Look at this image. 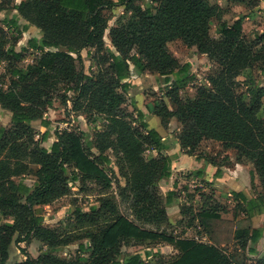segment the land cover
Masks as SVG:
<instances>
[{"label":"trees","instance_id":"1","mask_svg":"<svg viewBox=\"0 0 264 264\" xmlns=\"http://www.w3.org/2000/svg\"><path fill=\"white\" fill-rule=\"evenodd\" d=\"M12 1L3 0L0 12ZM120 6L124 7L122 21L109 32L114 51L105 44L109 21L104 12ZM13 8L21 19L40 29L43 38L28 42L41 57L23 71L18 65L26 59L27 50L17 51L19 37L10 41L0 25V64H7L13 78L7 90L0 87V106L12 114V129L0 125V215L4 221L0 224V264H8L15 237L16 245L37 240L49 251L38 258L28 254L14 264H150L148 255L124 254L123 247L162 244L177 254L158 264H264V256L251 263L247 256L248 251L255 252L249 245H256L260 237L259 231L252 230L251 218L264 213V196L254 201L234 193L248 215L239 221L203 208L196 216L208 239L202 242L147 230L121 215L110 193L113 178L106 171L112 164L107 153L112 152L137 205L150 215L155 213L158 222H169L166 209L173 206L174 193H168L164 202L155 185L171 177L174 158L165 154L168 146L136 104L137 116L123 109L134 68L139 74L177 75V87L168 94L177 109L167 114L169 120L175 118L184 125L178 141L186 154L200 158L196 150L201 143H220L223 150L236 153L237 161L251 162L252 187L257 176L264 192V119L259 116L264 87L250 89L248 102L237 91V79L245 71L257 64L264 67V32L256 47L245 34L244 21L250 14L229 25L223 21L224 10L210 0H25ZM213 21L218 23V40L211 36ZM178 40L218 66L208 78L209 86L200 87L194 99L180 96L193 78H188L191 66H181L169 50V44ZM85 50L96 73L85 72ZM61 85L67 87L65 93L75 94L74 99L63 95V106L70 101L76 111L84 107L103 117L105 128L96 133L98 155L87 150L81 135L69 131H56L51 150L33 146L32 124L49 125L43 117ZM47 138L43 134L42 141ZM150 149L157 152V158L144 157ZM28 159L39 166L31 187L15 181L27 174L29 168L22 160ZM70 182H80L82 193L90 192L93 183L101 195L99 208H92L90 214L79 212L76 218L79 229L85 231L78 239L89 240L78 245L79 253L89 251V256L72 260L60 258L56 251L77 239L44 226L38 214L39 208L69 196Z\"/></svg>","mask_w":264,"mask_h":264},{"label":"rangeland","instance_id":"2","mask_svg":"<svg viewBox=\"0 0 264 264\" xmlns=\"http://www.w3.org/2000/svg\"><path fill=\"white\" fill-rule=\"evenodd\" d=\"M2 1L3 0H0V3ZM14 1L15 0H13L7 7H13ZM250 2L253 6L251 9L254 11L252 14L249 13L250 19H245L244 30L248 41L254 47H256L260 46L258 36L264 32V0H251ZM123 12L124 8L121 6L104 12V16L109 21V27L105 33V44L107 48L113 49L114 51L116 50L111 43L109 32L112 28L117 26L119 20L122 21ZM2 20H4L3 15L0 14V21ZM5 32H7L6 35L10 41H13L17 38V30L7 28ZM217 32L218 23L217 21H213L211 25V36L215 39L218 38ZM22 46L23 45L21 44L18 45V51L23 49L21 48ZM257 49H260V47ZM169 50L179 60L181 66L186 64L191 66L188 78L192 76L193 79L189 81L180 91V96L183 100L194 99L197 96V91L200 87L209 86L208 78L212 73L218 70L217 64L211 62L207 56L200 55L196 48H187L180 40L170 43ZM25 54L26 60L20 63L18 66L23 71L31 69L32 66L35 65V61L40 58L39 55L31 49H28ZM87 54V50L83 51L82 53L85 72L87 74L96 73L97 69ZM135 74L140 75L136 71H133V74L129 80L132 88L125 96L126 105L123 106V109L129 114L137 116L134 105L136 104V107L139 110H141L140 107L142 105V108L146 109L145 111L150 113H145L148 115H145V121L151 128L156 126L152 115L159 118L161 124L157 125L159 126L160 132H162L163 141L168 146V150L165 154L173 155L175 145L179 143L178 137L184 127V125L175 118L169 120L167 114V112H174L177 109V107L168 98L169 92L177 87V75L173 74L168 77H163L156 73H145L146 76L137 78ZM12 80L13 78L10 75L7 64H0V87L4 90H7L11 85ZM260 87H264V67L262 64H257L253 69L245 71L237 79V91L247 102L249 101L250 97L249 90ZM66 88L67 87L65 85H61L59 87V91H57V93H55L53 96L52 108L48 109L44 114L43 120L48 122L49 125L47 127L44 126L42 121H36L32 124L34 132L33 146L40 145L47 148L48 150H51L53 143L56 141V131H69L81 135L84 139L87 150L93 155H98V150L95 147L96 133L105 128L104 119L96 113H88L84 107L76 111L70 101L67 106H63L60 98L67 94L65 93ZM153 93L155 95H151ZM67 95L71 99L75 98V94L73 93L68 92ZM138 98L141 105L139 101H136ZM259 116L260 118L264 119V98L262 110ZM11 117L12 114L9 111L2 109L0 106V125L5 127L7 130L12 129ZM172 121H174L173 125L171 124ZM45 133L48 134V138L43 142L42 138L43 134ZM197 152L202 155H206L209 161L214 163H217L218 160L221 161L222 154H224L222 145L213 141H204L201 143L196 150V153ZM233 153L236 154L234 151ZM107 156H109L112 160V164L106 166V171L113 178L114 182L110 193L117 202L120 214L129 218L144 229L162 231L172 234L176 237L197 240L204 239V241L208 242L203 227L196 219L197 214L203 208H205V210H216L221 214V216L230 214L232 216L236 215V217L243 218V212L237 203L229 202L231 199L227 198V200H223L224 203L221 205L213 198V190L211 188H205L206 185L204 183L193 181L192 176H186L185 179H188L186 185H181V189H178L177 192L174 193L173 206L167 207L169 208L171 221L167 223L158 222L155 219V213L150 215L146 211H142L144 210L143 206L139 207L137 205V198L130 190L126 189V179L117 166V163L112 156V152H108ZM157 156V152L153 151L152 149L146 151L144 154V157L148 160L157 158ZM22 161L28 166L29 170L25 176L18 177L15 179V181L31 187L34 184V181L37 179L36 173L39 169V166L32 164L29 159ZM247 162L250 161L248 160ZM79 186L80 182H70L71 193L69 196L58 200L50 206L41 207L38 210L39 216H41L44 220V226L51 229L59 228L64 234L70 235L71 237L77 239L74 244L57 249L56 254L62 259L72 260L78 255L87 257L89 256V251L82 254L79 253L78 245L80 243L89 244V240L78 239L84 235L85 231L79 229L76 223V218L79 212L81 214H90L92 208H99L101 195L99 188L93 183L89 184L90 192L88 193L80 192ZM155 191L157 192V195L163 198V201L165 202V199L168 195L167 191L162 192L159 184L155 185ZM179 199L181 200V203H179ZM174 210L176 215H173ZM1 223H4V221L0 215V224ZM15 241L16 237L14 238L11 246L12 250L9 255L8 264L24 261L28 254L33 258H38L41 254L49 251L48 247L44 246L37 240L21 243L19 245H16ZM166 246L168 245H156L151 248H145L142 246H132L130 248L123 247V253L131 255L139 253L144 257L148 255L149 257L146 260L149 261L150 264H158L173 258L177 254L171 249V247ZM234 248L235 243L232 246H229V252H231ZM248 259L250 262L255 261L254 257L249 256Z\"/></svg>","mask_w":264,"mask_h":264},{"label":"crops","instance_id":"3","mask_svg":"<svg viewBox=\"0 0 264 264\" xmlns=\"http://www.w3.org/2000/svg\"><path fill=\"white\" fill-rule=\"evenodd\" d=\"M23 1L25 0H15L14 5H19ZM250 1L251 0H210V3L212 5H217L220 8H222L224 10L223 21L228 23L229 25H233L242 14L244 15V13L245 14L253 13L254 10L252 11L251 9L253 8V6L251 5ZM234 13H237L238 15ZM0 14L3 15V19H4L0 21V25L4 29L7 30V28H12L14 30H17V37H19V41L16 47L17 51H18L17 49L18 45L20 44L23 45L21 47L23 49L19 51L22 52L24 50L30 49L28 46V42L30 40L35 39L40 41L43 38V32L40 29L31 26L29 23L21 19L18 11H16L13 7L11 8L8 7V9H5L4 11L0 12ZM13 23H15L16 25H14ZM244 28H245V24H244ZM219 38L220 36L218 35V38L216 39ZM47 51H54V50L49 49ZM35 53L38 54L39 57H41V53H39L38 51H35ZM133 71L134 70L132 68V74ZM135 75L137 78H141V76L143 77L146 76L145 74H140V75L135 74ZM136 101H139L140 103L139 98L136 99ZM140 109L144 115L150 114L149 112L145 111L146 109L142 108V105ZM152 118L154 119L156 126L150 128L156 130L162 136V132H160L159 126L157 125V124H161L159 118H157L154 115H152ZM171 124L173 125L174 121H172ZM223 151L224 154H222V158H221L222 160L221 161L218 160L217 163H214L212 161H209L206 155L201 154V157L198 158V156L196 155L186 154L181 149L180 144L177 143L175 145V150L173 152V155L170 154V156H173L174 158L172 165V170H173L172 175L169 179L163 180L159 183V187L161 191L162 192L167 191V193L170 192L176 193L178 189H181V185L183 184L186 185L188 179L186 180L185 177L192 176L193 181L204 183L206 185L205 188H211L213 190V194H212L213 198L216 201H218L221 205L224 203L223 200H227V198H230L231 200L229 202L237 203V205L239 206V208H241V211L243 212V210L246 209V206L244 204L241 205V202L235 199L233 197V194L242 193L246 196L248 200L256 201L259 196H264L262 185L258 177L256 176L255 187L254 188L252 187L250 173L251 171H254V167L251 163L247 161H237V156L236 154L233 153V151H225V150ZM179 203H181L180 199H179ZM166 211L168 214L169 221H171L169 208H167ZM173 215H176L175 210ZM242 215L243 218H248L247 213L243 212ZM222 218L227 220H237V221L243 219L236 217V215L232 216L230 214L223 215ZM251 221H252V230L259 231L260 237L258 239L257 244L252 245V248L255 249V252L249 253L248 251L247 256L254 257V259L256 260L264 256V213L253 216L251 218ZM166 247H171V246H166ZM171 249L177 253V251L173 247H171ZM11 250L12 247L10 249V253Z\"/></svg>","mask_w":264,"mask_h":264},{"label":"built area","instance_id":"4","mask_svg":"<svg viewBox=\"0 0 264 264\" xmlns=\"http://www.w3.org/2000/svg\"><path fill=\"white\" fill-rule=\"evenodd\" d=\"M197 240V239H196ZM197 241H202V242H206V241H204V239L203 240H197Z\"/></svg>","mask_w":264,"mask_h":264}]
</instances>
